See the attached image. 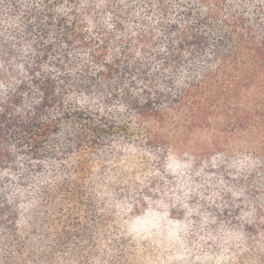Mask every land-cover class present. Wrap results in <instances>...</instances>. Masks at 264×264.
<instances>
[{
    "label": "trees",
    "instance_id": "1",
    "mask_svg": "<svg viewBox=\"0 0 264 264\" xmlns=\"http://www.w3.org/2000/svg\"><path fill=\"white\" fill-rule=\"evenodd\" d=\"M263 183L264 0H0V264H244Z\"/></svg>",
    "mask_w": 264,
    "mask_h": 264
},
{
    "label": "rangeland",
    "instance_id": "2",
    "mask_svg": "<svg viewBox=\"0 0 264 264\" xmlns=\"http://www.w3.org/2000/svg\"><path fill=\"white\" fill-rule=\"evenodd\" d=\"M198 137L197 136H192L189 137V139L187 140V145H186V150L188 154H191L193 151V147H194V143L195 141H197ZM190 161L188 156H185V154H182L180 152V149H175L172 154H170V156L168 157V166L172 171H177L179 164L184 162V161ZM260 194L262 197V206L264 207V183L262 185H260ZM256 251H254L255 253L251 254L247 261L244 264H260V262L262 264H264V236H263V240L262 242H259L256 245ZM247 256V255H246ZM215 263H219V261H214Z\"/></svg>",
    "mask_w": 264,
    "mask_h": 264
}]
</instances>
